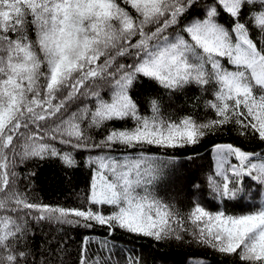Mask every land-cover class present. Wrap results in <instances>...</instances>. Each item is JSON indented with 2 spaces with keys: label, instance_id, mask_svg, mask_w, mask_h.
<instances>
[{
  "label": "snow or ice",
  "instance_id": "snow-or-ice-1",
  "mask_svg": "<svg viewBox=\"0 0 264 264\" xmlns=\"http://www.w3.org/2000/svg\"><path fill=\"white\" fill-rule=\"evenodd\" d=\"M46 166L88 171L80 206L35 195ZM68 230L75 264L145 239L264 264V0H0V264H67Z\"/></svg>",
  "mask_w": 264,
  "mask_h": 264
},
{
  "label": "trees",
  "instance_id": "trees-1",
  "mask_svg": "<svg viewBox=\"0 0 264 264\" xmlns=\"http://www.w3.org/2000/svg\"><path fill=\"white\" fill-rule=\"evenodd\" d=\"M233 137L225 134L220 137H211L205 143L211 145L213 141L229 142ZM249 148L255 147V144H247ZM214 168V160L210 155V147H204L201 150L200 157L194 162H190L188 166L179 173L181 179L169 190V196L183 205L185 203V193L180 189L186 186L188 177L203 181L207 174H210ZM57 169L45 167L41 170L37 181L35 195L42 197L47 203H67L68 206H80L78 196L83 195L88 180V171L86 169L79 170L73 177L71 185L67 183H58L54 177ZM229 211H233L229 209ZM239 212V210H235ZM69 235L73 238L69 242L67 256V264H75L77 259V249L79 241L84 234V230H68ZM93 239L99 241L103 239V230L97 229ZM118 241L120 238H117ZM117 248L122 250L121 256H135L142 260V264H224L225 257L208 252L198 246H189L187 243L166 242L162 245H155L149 240H142L136 243L118 242ZM92 252L96 251V244L91 245ZM206 257V258H205ZM120 257H114L118 259Z\"/></svg>",
  "mask_w": 264,
  "mask_h": 264
}]
</instances>
